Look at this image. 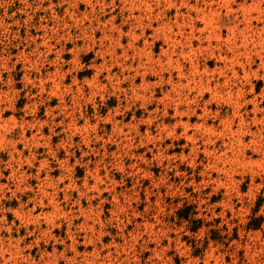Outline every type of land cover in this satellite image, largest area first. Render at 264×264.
Listing matches in <instances>:
<instances>
[{
  "label": "rangeland",
  "instance_id": "obj_1",
  "mask_svg": "<svg viewBox=\"0 0 264 264\" xmlns=\"http://www.w3.org/2000/svg\"><path fill=\"white\" fill-rule=\"evenodd\" d=\"M0 264H264V0H0Z\"/></svg>",
  "mask_w": 264,
  "mask_h": 264
},
{
  "label": "trees",
  "instance_id": "obj_2",
  "mask_svg": "<svg viewBox=\"0 0 264 264\" xmlns=\"http://www.w3.org/2000/svg\"><path fill=\"white\" fill-rule=\"evenodd\" d=\"M179 217L187 220L189 218V215L186 213H183V211H179ZM196 229L197 227H194L192 228V231H195Z\"/></svg>",
  "mask_w": 264,
  "mask_h": 264
}]
</instances>
